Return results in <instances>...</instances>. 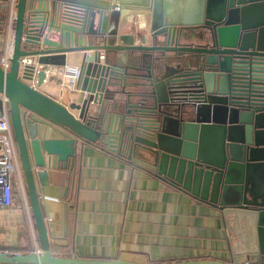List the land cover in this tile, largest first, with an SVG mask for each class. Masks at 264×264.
Wrapping results in <instances>:
<instances>
[{
	"label": "water",
	"instance_id": "water-1",
	"mask_svg": "<svg viewBox=\"0 0 264 264\" xmlns=\"http://www.w3.org/2000/svg\"><path fill=\"white\" fill-rule=\"evenodd\" d=\"M175 5L18 0L0 94L42 253L0 252V264H134L52 252L37 181L47 186L48 168L68 163L79 142L107 147L221 213L226 253L159 264H264V0H190L185 14ZM132 13L150 21V45L118 43L121 19ZM74 54L85 97L66 106L40 88ZM35 117L53 129L43 132Z\"/></svg>",
	"mask_w": 264,
	"mask_h": 264
},
{
	"label": "crops",
	"instance_id": "crops-1",
	"mask_svg": "<svg viewBox=\"0 0 264 264\" xmlns=\"http://www.w3.org/2000/svg\"><path fill=\"white\" fill-rule=\"evenodd\" d=\"M172 1L182 14L190 5V0ZM0 14L8 22L9 1L0 0ZM3 38L1 34L0 53ZM150 42L148 18L134 13L122 17L120 45ZM66 67L80 70L76 54L68 57ZM40 90L66 106L81 104L85 97L77 81L72 84L62 75L48 79ZM38 122L43 132L50 126ZM53 136L60 138L58 133ZM55 165L48 168L47 186L37 181L45 217L52 220L49 236L55 256L159 264L219 257L230 248L218 210L162 183L107 147L79 142L68 163ZM30 225L21 205L0 209V249L31 252Z\"/></svg>",
	"mask_w": 264,
	"mask_h": 264
},
{
	"label": "built area",
	"instance_id": "built-area-1",
	"mask_svg": "<svg viewBox=\"0 0 264 264\" xmlns=\"http://www.w3.org/2000/svg\"><path fill=\"white\" fill-rule=\"evenodd\" d=\"M10 2V14L7 22L6 35L3 38L4 49L0 53V67L5 71H9L11 67V58L14 51V21L16 17V5L18 0H8ZM103 60L104 56H100ZM23 63H30V60H23ZM57 75H62L72 84H74L79 76V69L72 67L54 68ZM16 192L25 203V210L30 220V234L33 241L32 251L36 255L42 253L37 233L32 224L31 209L28 206L27 185L24 172L20 160L17 143L10 122L9 102L8 98L0 94V209H9L16 205ZM0 252H8L1 250Z\"/></svg>",
	"mask_w": 264,
	"mask_h": 264
},
{
	"label": "trees",
	"instance_id": "trees-1",
	"mask_svg": "<svg viewBox=\"0 0 264 264\" xmlns=\"http://www.w3.org/2000/svg\"><path fill=\"white\" fill-rule=\"evenodd\" d=\"M6 26H7V19H5V17H2V15L0 14V36L5 31ZM24 112L27 113V110ZM26 253H30V252L25 251L23 254H26Z\"/></svg>",
	"mask_w": 264,
	"mask_h": 264
},
{
	"label": "rangeland",
	"instance_id": "rangeland-1",
	"mask_svg": "<svg viewBox=\"0 0 264 264\" xmlns=\"http://www.w3.org/2000/svg\"><path fill=\"white\" fill-rule=\"evenodd\" d=\"M15 200H16V204H17V205H21L22 208L25 209V208H24V207H25V203L22 201L21 196H20L19 193H17V192H16ZM27 204H28V206H30V204H29V198H28V203H27Z\"/></svg>",
	"mask_w": 264,
	"mask_h": 264
},
{
	"label": "flooded vegetation",
	"instance_id": "flooded-vegetation-1",
	"mask_svg": "<svg viewBox=\"0 0 264 264\" xmlns=\"http://www.w3.org/2000/svg\"><path fill=\"white\" fill-rule=\"evenodd\" d=\"M9 112H10V111H9ZM23 115H24V117L27 116L28 118H31V117H32V114L29 113V112H27V113L23 112ZM17 147H18V146H17Z\"/></svg>",
	"mask_w": 264,
	"mask_h": 264
}]
</instances>
